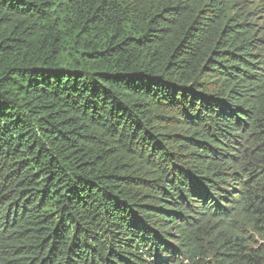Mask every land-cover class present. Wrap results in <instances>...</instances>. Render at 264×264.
Here are the masks:
<instances>
[{"label":"trees","instance_id":"obj_1","mask_svg":"<svg viewBox=\"0 0 264 264\" xmlns=\"http://www.w3.org/2000/svg\"><path fill=\"white\" fill-rule=\"evenodd\" d=\"M0 264H264V0H0Z\"/></svg>","mask_w":264,"mask_h":264}]
</instances>
